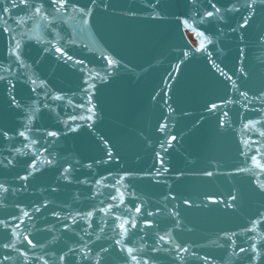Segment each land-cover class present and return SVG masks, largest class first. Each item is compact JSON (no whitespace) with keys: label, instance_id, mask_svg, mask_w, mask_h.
Returning <instances> with one entry per match:
<instances>
[{"label":"water","instance_id":"water-1","mask_svg":"<svg viewBox=\"0 0 264 264\" xmlns=\"http://www.w3.org/2000/svg\"><path fill=\"white\" fill-rule=\"evenodd\" d=\"M161 2L165 10L156 11L163 19H154L151 6L156 0H110L111 7L107 11L94 9L86 24L69 7L56 17L55 31L39 18L18 26V21H27L29 11L11 9L7 16L0 13V27L13 29L11 34L0 30V76L7 77L0 81V131H23L27 117L35 116L29 125L32 131L26 132L29 140L13 132L9 136L14 139L0 140V161L6 164L12 160L14 164L0 165V184L9 189L0 191V220L11 225L7 229L0 225V245L14 241L16 248L28 253L25 260L13 249L0 247L3 264H44V260L48 264H96L97 260L100 264H132L121 250L125 243L148 264H205V257L207 264H249L239 247L247 249L253 242L259 247L264 241V226L246 231L252 227L251 221L258 219L256 213H264V193L257 187V182L264 183V169L251 159L256 156L264 164L260 160L264 154V96L255 99L264 92V41L259 39L264 36V6L256 8L249 26L233 33L231 29L243 21L238 15H226L223 8L214 19L201 22L200 14L212 10L208 0H195V4L188 0ZM233 2L239 6L245 0ZM70 3L93 7L89 0ZM128 11L136 15H125ZM184 19H189V25L183 24ZM12 37L22 45L26 68L10 65L3 55ZM201 44L204 47L197 51ZM57 47L73 59L67 64L66 56L58 59ZM44 48L51 51L44 52ZM184 52L189 53L187 58ZM109 58L119 61V66H109ZM36 60L40 62L34 63ZM77 60L83 64L73 67ZM213 64L225 75L221 76ZM241 67L246 75L240 73ZM96 73L107 76V82L97 79ZM169 73L175 79L169 78ZM229 76L237 88L232 87ZM8 80L15 85L11 95ZM42 80L46 88L41 87ZM85 81L95 88L89 89ZM165 81L170 91L164 87ZM157 91L167 93L165 99L170 97L174 112L168 113L163 94L157 101L151 99ZM244 92L248 93L246 99L241 95ZM55 95L64 99H51ZM12 96L26 110L10 106ZM228 100L233 102L224 103ZM212 103L219 109L206 111L205 106ZM92 105H96L98 116L85 123L79 117H87ZM72 116L77 119L71 120ZM218 119L224 121L223 127L218 126ZM249 121L253 123L246 127ZM158 123H167V134L156 131ZM77 125V132L67 131ZM48 131L60 135L48 137ZM172 136L175 141H171ZM100 137L108 140V147L119 155L117 159L95 163L107 160ZM32 139L38 144L31 145ZM161 142L167 152L160 149ZM16 148L21 153H16ZM156 151L169 169L160 177H155L157 170L162 171L154 158ZM48 160L53 163L48 164ZM33 162L37 171L27 180L21 179L32 171L28 164ZM65 168H70L68 173H64ZM204 171L214 175L204 176ZM207 195L221 201L235 195V207L213 204ZM166 196L169 199L165 200ZM185 199L191 207L183 204ZM138 206L141 213L135 212ZM90 211L93 216L87 217ZM24 212L29 215L24 216ZM147 212L154 215L147 216ZM172 212L179 216L173 217ZM124 220L137 224L135 229L129 228L126 237L119 235L122 230L118 228ZM146 220L152 221L150 227ZM169 232L170 242L159 241V236ZM224 232L236 234L232 237L235 245L225 240ZM250 235L255 241L249 240ZM25 237L37 247L28 245ZM118 239L125 243L115 244ZM175 244L186 246L188 253L177 255ZM4 256L10 259L3 261Z\"/></svg>","mask_w":264,"mask_h":264},{"label":"snow or ice","instance_id":"snow-or-ice-1","mask_svg":"<svg viewBox=\"0 0 264 264\" xmlns=\"http://www.w3.org/2000/svg\"><path fill=\"white\" fill-rule=\"evenodd\" d=\"M89 3L93 7H89L87 3L81 7V6H78V4H76V3H70V0H39L38 3L30 2V0H19V3H16L15 0H9V4H10V6H9V4H4V0H0V13H3L5 16H7L10 13L11 9H21V11H29L30 14L27 17V21H18L17 22L18 26L20 23H28V22H31V21L39 18L41 21L44 22V26L46 28H49L52 31H55L56 17L67 12L69 7H71L73 12H77L81 15V17L83 19V23H85V24L89 22L88 18L94 14V9H101L102 8L104 11H107L111 7L110 0H89ZM188 3L189 4H195V0H188ZM46 5H47V7H46ZM208 6L212 10L211 11H203L200 14L201 22L208 20V19H214L218 14L221 13V10L223 8V12L226 15H231V14L238 15L240 17V20L243 21V23L237 22L236 28L231 29V31L233 33H235L241 29H244L246 26H249L250 20L252 19L253 14L256 11V8L258 6H264V0H259V3H257V0H245V2L243 4H239V6H238V3L233 2V0H223V2H222V0H215V2H213V0H208ZM151 7H152L153 12H155L154 19H163V17L160 16V12L156 11L157 8H159L160 11L165 10V6L161 2V0H156V3L153 4ZM49 9H50V11H49ZM245 9H246V11H245ZM245 12H247L248 15H244ZM125 15L135 16L136 13L134 11H128L125 13ZM185 15H187V13H185ZM192 19L194 20L195 17H192ZM221 19H223V17H221ZM183 24L189 25V19H184ZM0 30H2L4 32H8L9 34H11V32L13 31V29L7 28V27H0ZM198 35H204V34L202 32H198ZM259 39L264 41V36L260 37ZM239 40L241 43L244 42V35L243 34L240 35ZM208 43L209 44L212 43V40L210 38L208 39ZM203 47H204V45L201 44L200 48H198L196 50L200 51ZM43 51L49 52V51H51V48H44ZM55 51L61 54V56L58 57V59H61L65 56L67 57V59L65 60V64H67L68 61H71L73 59L72 56L68 55L67 52L63 51L60 47H57L55 49ZM243 51H244L243 48H241L239 50L241 56H243ZM3 55H6L7 60L10 62V65H16L19 68L28 67V65L25 63V58H24L25 54L23 52L22 45L19 41H17L15 39V37H12V39L9 41L8 46L5 50V53H3ZM183 56L185 58H187L189 56V53L184 52ZM39 62L40 61H38V60L34 61V63H39ZM107 63L109 66H117V67L119 66V61H116V60L111 59V58H109L107 60ZM181 63H183V61H181ZM241 63H243V61H241ZM81 64H83V61L77 60L74 62L73 67H75L77 65H81ZM213 67H215L217 69V71L220 72L221 76L225 75V73L217 65L213 64ZM178 69H179V65L177 66V70ZM81 71H83V69H81ZM239 71L241 74L246 75L243 67H241L239 69ZM9 74H11L10 68H9ZM168 75H169V78L175 79V77L172 76V73H169ZM91 78L92 77L90 76L89 80ZM96 78L102 80L103 82H107V76L100 77L99 73H96ZM6 79H7L6 76H0V81H4ZM227 79L231 82L233 88L238 87L236 84V81L232 80V77L229 76V77H227ZM31 83L35 84L36 81L31 80ZM85 83L88 84L89 89L95 88L94 84L89 83L88 81H85ZM40 85L42 88L47 87L46 82L43 80L40 81ZM8 87L10 89L9 95H11V89H13L15 87V85H13L11 83V80H8ZM164 87L168 88L169 91L171 90V86L168 84L167 81L164 82ZM33 91H35V88H33ZM85 91H87V89H85ZM162 94H163V103L166 105L168 113L171 114L172 112L175 111V109L172 108L171 104L168 102V99H170V97L168 99H165V96L167 95V93H165L163 91H157V92H155L154 95H152L151 99L153 101H157V98H160ZM47 95H48V92L46 91L45 96H47ZM241 95L246 99L248 96V93L244 92V93H241ZM261 96H264V92H261L260 96L255 97V99H261ZM51 99L62 100V99H64V97L60 96V95H55V96H52ZM232 102L233 101H230V100L224 101V103H232ZM261 102L264 103V100H262ZM88 103L90 105L92 103V97L91 96H89V98H88ZM12 105H14L15 110L24 109V105L21 102L17 101L14 96H12L10 99V106H12ZM44 107L47 108L48 105L45 104ZM78 107H83V105H79ZM219 107L220 106L216 103H212L210 107L207 104L205 106V110L208 112H214V111L218 110ZM95 109H96V105H92L90 108L87 109V111L89 112V115L87 117L80 116L79 119L84 120L85 123H87V121H89V120H92L93 117L98 116ZM24 110H26V109H24ZM37 111H39V109H37ZM223 115L227 116V113H224ZM34 119H35V116L32 114H30L27 117V124L23 125V128H24L23 131H17L16 129H9V131H0V140L14 139L15 137L9 136V132H13L15 134V136L22 137V138H24V140H29V137L26 135V132L32 131V128H30L29 125L32 124ZM70 119L75 121L77 119V117L72 116V117H70ZM163 119L165 121H167L168 117L164 116ZM252 123H253L252 121H249L248 125H245V126L248 127V126L252 125ZM87 126H88V128H91L92 124H87ZM218 126L223 127L224 121L218 119ZM79 127H80L79 125H77V127H68L67 131L75 133L78 131ZM167 130H168L167 123H158L156 131H158L160 133L167 134ZM46 135L48 137H58L60 135V133L56 132V131H48L46 133ZM261 135H264V132H262ZM100 139L103 142V145L105 146V148L107 149V151H106L107 160H103V161L98 160V161H95V163H108L109 161H111L113 159H117L119 155L117 153L114 154L111 151V149L108 147V144H109L108 140L104 139L103 137H100ZM175 140H176V137L172 136L171 141H175ZM30 144L31 145H37L38 141L36 139H32V140H30ZM27 146L28 145L26 144L25 147H27ZM171 146H172L171 142L169 141L168 147H171ZM159 147L164 152L168 151V148L165 147L164 142H161L159 144ZM15 151H16V153H21L20 148H16ZM45 151H47V149H45ZM241 154L247 155L246 153H241ZM154 158L159 160V164L162 168V171L161 170L156 171L155 177H160L164 173H167L169 171V169L167 167H164V160L161 157L160 151L155 152ZM251 159L253 160L254 163H256L257 167L264 169V164L259 163L257 161L256 156H253ZM260 160H264V154L260 155ZM25 163H27V162H25ZM47 163L52 164L53 161L48 160ZM0 165H2L4 167L14 166L12 160H7L6 164L4 163V161H0ZM87 167L91 168L92 164L91 163L88 164ZM28 168H31L32 171L28 172L27 176L21 177V179L27 180L29 176L33 175V173L35 171H37L35 162H33L32 164H28ZM69 170H70V168H65L64 173H68ZM238 171H247V169H238ZM129 175H130V173H129ZM147 175H151V173L149 172V173H147ZM180 175H183V173H180ZM202 175L211 177L212 175H214V173L211 171H204L202 173ZM155 177H153V178L155 179ZM65 179H67V176H65ZM97 183H100V181L98 180ZM157 183H159L158 180H157ZM257 187H258L260 192L264 193V183L257 182ZM0 191L8 192L9 189L7 187H5L3 184H0ZM171 198L173 200L175 199L174 196ZM112 199L116 200L117 197L113 196ZM164 199L167 200V199H169V197L166 196V197H164ZM206 199L213 204L224 203L226 208H234L235 202L237 200V196L230 195L228 200L221 201V200H216L215 198H213L210 195H207ZM183 204L187 205L189 207L192 206V203L187 199L183 200ZM204 206L207 207L206 204ZM111 207L112 206L109 205L110 209H111ZM36 211L39 212L40 208H36ZM100 211H104V210L101 209ZM135 212L141 213V207H139V206L136 207ZM23 215L28 216L29 214L27 212H24ZM54 215L59 216L60 214L54 213ZM146 215L147 216H153L154 214L152 212H147ZM171 215L173 217H178L179 213L178 212H172ZM77 216H80L82 219L84 218L80 213H77ZM92 216H93L92 211L87 213V217H92ZM256 216L258 217V219H254L251 221L252 227L246 229L247 232H255L257 230L258 226H264V213L257 212ZM13 219H15V217H13ZM117 219H119V217H117ZM76 222H77L76 219L73 218V223H76ZM145 223L150 227L152 224V221L146 220ZM176 224H177V226H179L178 220L176 221ZM0 225H3V227L6 229L11 227V225L5 223V221H3V220H0ZM126 225H127V227H126ZM16 227H19V226L17 225ZM65 227L67 228L68 226L65 225ZM88 227H92L91 223L88 224ZM136 227H137V224L134 220L131 222H129L128 220H124L122 223L118 224V228L122 230L119 233V235L126 237L129 234V228L135 229ZM99 230L101 232H103L104 228L100 227ZM12 235L13 236L16 235L15 229H13ZM89 235H90V233H89ZM235 235H236L235 233H232V234H229L227 232L223 233L225 240L227 242H230L232 245H235V240L232 239V237ZM255 239L256 238L254 236H251V235L249 236V240L255 241ZM25 240L27 241V244L30 245L32 248L37 247V244H34L31 239H28L27 237H25ZM159 241L170 242V232L166 235L159 236ZM21 243H23V241H21ZM121 243H125V242L122 240H119V239L115 241V244H117V245H120ZM0 247H2L4 249H13L17 253H19V255L21 257H23L25 260H27V258H28V253L26 251L21 252L19 248H16V244L14 241L9 242V243H3L2 245H0ZM237 247H239V246H237ZM175 249L177 250V255L179 254V252L188 253V251H189V249L186 246L182 247L180 244H175ZM121 250L125 251L127 256L130 257L132 264H148L147 260L141 261L140 259H138L137 255L134 254V252L136 250L133 249L132 247H128L126 243H125V247ZM152 250L156 251L158 249L153 248ZM68 251H69V253H71V252H73V249L70 248V249H68ZM90 251L91 250L89 249V252ZM101 251L107 252L108 250L107 249H101ZM239 253L244 254L245 258L249 261V264H259V262L261 260H264V241H262L259 244V247H258L256 242L251 243L247 249L243 248V247H239ZM234 254H236V253H234ZM84 258L89 259V256L87 254H85ZM9 259H10L9 256L3 257V261H8ZM38 259L43 260V257H40ZM60 259H61V261H63L65 259V257L61 256ZM204 259H205V264H207L208 258L205 257ZM0 264H3V262L0 261ZM44 264H48L47 260H44ZM96 264H100L99 260L96 261Z\"/></svg>","mask_w":264,"mask_h":264}]
</instances>
